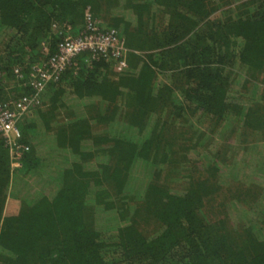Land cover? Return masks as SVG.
I'll use <instances>...</instances> for the list:
<instances>
[{"label": "trees", "instance_id": "16d2710c", "mask_svg": "<svg viewBox=\"0 0 264 264\" xmlns=\"http://www.w3.org/2000/svg\"><path fill=\"white\" fill-rule=\"evenodd\" d=\"M88 1L0 0L4 75L14 66L25 75L43 57L42 45L53 52L63 23L77 33L86 6L97 18ZM110 1L102 24L123 37L126 65L86 63L87 53L78 54L76 69L46 86L44 108L23 120L29 149L12 172L0 137V264H264V162L254 169L263 178L252 183L254 216L235 226L226 214L210 218L209 205L204 210L221 194L218 166L187 173L179 190L152 180L164 165L187 172L180 165L189 147L178 127L187 114L243 128L262 122L260 103L242 106L230 87L235 65L249 74L264 67V0L241 1L235 13L226 8L218 16L220 0ZM95 123L101 130L90 127ZM140 168L150 175L136 188L130 183ZM8 192L20 208L2 215ZM243 199L232 193L218 206ZM140 217L157 228L143 233Z\"/></svg>", "mask_w": 264, "mask_h": 264}, {"label": "rangeland", "instance_id": "374dc122", "mask_svg": "<svg viewBox=\"0 0 264 264\" xmlns=\"http://www.w3.org/2000/svg\"><path fill=\"white\" fill-rule=\"evenodd\" d=\"M241 1L244 0H220V2L225 4L221 6L223 8L215 12L216 15L218 16L220 10H225L226 8L232 9V12L235 13L236 10L233 6L238 5ZM88 3L94 4V13L105 24L104 22H106L105 19L107 18L106 15L108 14L111 1L89 0ZM230 14L232 13L230 12ZM233 69L231 73V80H233L230 87L231 96L233 95L232 97L234 99L239 100L242 106L252 104L253 101L259 102L257 113L259 114L260 121L264 122V99L262 98L264 97V87L258 86V82L264 83V67L261 70H253L250 74L241 70L238 65H235ZM160 79L166 82H172L167 73L161 74ZM21 88L19 80L13 75H3L0 83L2 96L5 98L15 97L22 91ZM229 99L233 100L230 96ZM87 114H89V110ZM60 115L64 116L65 113H60ZM185 117L186 121L183 123L179 122L178 127L182 131L183 143L189 147L185 151L186 160L182 161L180 165V167L186 168L187 172H184L183 169L181 171L182 176L176 171L179 167L175 169L174 165H164L162 169L159 168L160 170L152 180L164 186L179 190L186 185L187 173H191L195 177L198 175H206L211 170L209 168L216 165L218 166L217 174L219 173V176L216 175V180L218 184L220 183L221 194L216 196L215 201H209L205 205L204 210L205 208L207 210L210 206L208 210L210 212L209 215H211L210 218L212 219L214 216L226 214L228 222L234 226L238 225V223H245L247 219L254 216L249 210L250 204L253 203L251 201H253L254 192L256 191V186L254 187L253 184H259L258 186H260V181H263L262 176H259L254 169L259 161L264 162V155L261 152L264 149V145L260 143L261 145H258L259 148H257L258 151L257 149L254 150V146L252 147L251 145H253L252 142L258 141L257 139L261 138L260 140L262 141L264 139V132H261L258 136L257 134L253 136L252 133L254 131L249 129L244 130L237 121L224 119L216 124L208 116L200 113H195L194 115L187 114ZM101 126L100 123L90 125L95 131L101 130ZM186 136H189V140ZM250 148L253 149L251 150ZM134 175L136 176V180L132 181L130 185L132 186L136 183L137 188L148 179L150 171L149 169L140 168L136 169ZM232 193H237L238 196L240 195L244 199L241 203L235 202L232 204L226 202L220 208L218 203L222 202L221 197L223 196L224 199L225 196L227 197ZM19 208L20 203L12 199L9 192L6 193L1 206L2 215L15 214ZM85 209V220L90 223L93 208L87 206ZM94 216L96 217L95 212ZM97 216L99 221V217H102V214L97 213ZM137 225L143 233L149 235L157 228L158 223L151 218L140 217L137 220ZM99 227L103 228L102 226Z\"/></svg>", "mask_w": 264, "mask_h": 264}, {"label": "built area", "instance_id": "2783aa9c", "mask_svg": "<svg viewBox=\"0 0 264 264\" xmlns=\"http://www.w3.org/2000/svg\"><path fill=\"white\" fill-rule=\"evenodd\" d=\"M65 32L55 43L54 51L42 45L43 57L30 64L23 75L21 67L14 66L12 75L22 80L21 85L27 92H20L15 97L0 98V137L7 150L9 167L12 172L22 166L23 153L29 149L22 141L19 121L43 105L42 93L49 83L55 82L68 67L76 69V56L87 53L88 63L91 59L109 60L113 67L120 69L126 65L128 48L123 37L113 27H107L92 15L88 6L83 9L82 24L77 33L69 32L71 25L63 23ZM138 53L137 51H134ZM4 72L0 69V83Z\"/></svg>", "mask_w": 264, "mask_h": 264}, {"label": "crops", "instance_id": "0c3cea01", "mask_svg": "<svg viewBox=\"0 0 264 264\" xmlns=\"http://www.w3.org/2000/svg\"><path fill=\"white\" fill-rule=\"evenodd\" d=\"M258 86H260V87H264V83H261V82H258ZM27 90L25 89V92H26ZM0 98H5L4 96H2V95H0ZM7 98V97H6ZM40 108H44V106H42V107H40ZM36 110V109H35ZM35 110L34 111H32L30 114H28L26 117H24L23 119H21L20 121H19V127L22 129V122H23V120H25V119H27L28 120V117L30 116V115H33V113L35 112ZM247 129H249V130H252V131H254L253 133H252V135L254 136V135H256L257 134V136L258 135H260L261 134V132L263 133L264 131H262V130H264V122H261L260 124H259V126L255 129V128H249V126H247L246 128H244V130H247ZM22 131V130H21ZM26 136L24 135V133H23V139L25 138ZM261 139V138H260ZM260 139H257L258 141H255V142H252L253 143V145L252 146H254V150H256L257 148H259L258 147V145L260 146L261 144H263L264 145V139H262V141L260 140ZM260 140V141H259ZM261 143V144H260ZM249 144V143H248ZM257 151H258V149H257ZM262 152V155H264V149L261 151ZM263 172V171H262ZM264 173V172H263Z\"/></svg>", "mask_w": 264, "mask_h": 264}]
</instances>
